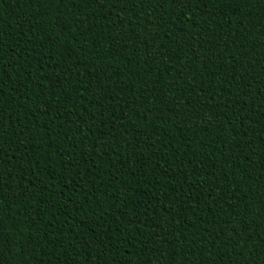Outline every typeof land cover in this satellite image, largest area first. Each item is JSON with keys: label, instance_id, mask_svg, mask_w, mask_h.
<instances>
[{"label": "trees", "instance_id": "1", "mask_svg": "<svg viewBox=\"0 0 264 264\" xmlns=\"http://www.w3.org/2000/svg\"><path fill=\"white\" fill-rule=\"evenodd\" d=\"M0 264H264V0H0Z\"/></svg>", "mask_w": 264, "mask_h": 264}]
</instances>
